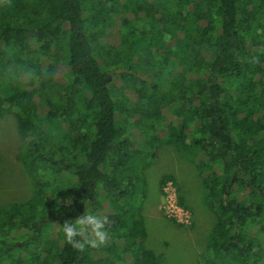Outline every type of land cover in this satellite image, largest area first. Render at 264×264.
<instances>
[{
	"label": "trees",
	"instance_id": "16d2710c",
	"mask_svg": "<svg viewBox=\"0 0 264 264\" xmlns=\"http://www.w3.org/2000/svg\"><path fill=\"white\" fill-rule=\"evenodd\" d=\"M111 2L121 8L108 9ZM155 7L0 0V118L16 116L19 158L38 184L30 200L1 217L0 264L147 263L135 201L142 183L132 166L139 152L124 123L194 159L216 219L210 263L257 260L264 0ZM142 13L144 28L136 24ZM143 36L150 41L133 42ZM22 232L30 237L17 247Z\"/></svg>",
	"mask_w": 264,
	"mask_h": 264
},
{
	"label": "rangeland",
	"instance_id": "374dc122",
	"mask_svg": "<svg viewBox=\"0 0 264 264\" xmlns=\"http://www.w3.org/2000/svg\"><path fill=\"white\" fill-rule=\"evenodd\" d=\"M129 1H146L156 6L158 12L165 3H170V0ZM118 2L123 4L124 0ZM107 7L110 10L121 8L113 2L108 3ZM143 15L142 13L136 21L140 28L146 27ZM143 38L144 41L133 42L144 45L150 41L147 36ZM140 52L144 56L145 53L141 50ZM64 70L63 68L62 74ZM115 72L112 71L111 74L114 75ZM122 128L125 137H130L131 134V139L133 137L137 140L135 147L139 157L132 166L138 172V178L143 185H139L140 191L135 201L143 218L145 237L142 249L146 264H211L210 252L207 250L208 230L213 228L216 219L205 203V189L194 159L182 154L178 146L167 138L152 140L150 131L133 129L127 123H124ZM22 144L16 116L4 114L0 118V221L12 206L25 203L38 191L36 179L20 161ZM165 177L168 178L165 182L171 181L177 190L178 204L190 212L192 221L189 225L177 223L165 215L162 209V188L165 183H162V179ZM96 211L103 212L99 209ZM56 231V228L52 229V234H56ZM12 234L9 240H12ZM21 236L14 240L17 247L24 239L29 238L30 234L22 232ZM255 239L260 254L257 260L251 257L249 264H264V231L257 232ZM198 252L200 256H197Z\"/></svg>",
	"mask_w": 264,
	"mask_h": 264
},
{
	"label": "built area",
	"instance_id": "2783aa9c",
	"mask_svg": "<svg viewBox=\"0 0 264 264\" xmlns=\"http://www.w3.org/2000/svg\"><path fill=\"white\" fill-rule=\"evenodd\" d=\"M162 190V209L165 215L177 223L189 225L192 221L191 214L178 204L177 190L173 183L171 181L165 182Z\"/></svg>",
	"mask_w": 264,
	"mask_h": 264
},
{
	"label": "crops",
	"instance_id": "0c3cea01",
	"mask_svg": "<svg viewBox=\"0 0 264 264\" xmlns=\"http://www.w3.org/2000/svg\"><path fill=\"white\" fill-rule=\"evenodd\" d=\"M213 226H214V225H213ZM211 229H212V228H211ZM211 229L208 230V231H209V234H210ZM209 234H208V237H209ZM207 242H208V240H207ZM197 256H200L199 252H198Z\"/></svg>",
	"mask_w": 264,
	"mask_h": 264
}]
</instances>
